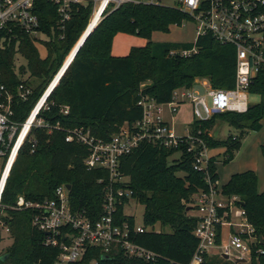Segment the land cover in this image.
I'll list each match as a JSON object with an SVG mask.
<instances>
[{
	"label": "trees",
	"instance_id": "obj_1",
	"mask_svg": "<svg viewBox=\"0 0 264 264\" xmlns=\"http://www.w3.org/2000/svg\"><path fill=\"white\" fill-rule=\"evenodd\" d=\"M93 9V3L72 5L71 19L62 31L58 6L38 0L36 12L44 39L32 40L19 30L14 34L0 31V85L15 94L21 84L32 89L27 101L18 100L14 104L17 122H25L62 68L87 30ZM103 16L49 96L50 108L39 114L51 132L48 128L33 129L6 182L0 209V264L55 262L60 250L46 246V234L33 225L34 211H22L16 205L20 195L32 202L52 199L62 185L71 186L70 201L74 209L87 212L94 222L104 214L105 197L111 187L130 190L132 199L145 207L147 229L134 240L159 256L154 262H146L114 251L109 254L110 260L103 261L102 249L88 247L78 264L92 260L100 264H189L197 249L194 232L198 219L191 213L196 209L195 196L208 190V184L206 174L194 170L192 154L186 149H166L144 142L121 161L120 173L127 183L111 185L107 170L87 169L88 147L68 143L66 137L68 131L83 129L98 140L110 141L125 124L132 125L142 119L143 110L138 105L142 96L168 103L176 89L192 88L200 80H208L215 89L234 88L236 50L221 45L211 36L202 37L193 45L154 43V33L169 34L172 27L181 26L190 18L178 8L130 1L117 9L110 5ZM120 33L144 39L147 44L133 47L127 56L116 57L112 48ZM194 48L197 52L190 56L181 53ZM251 92L260 94L261 100L247 113H224L206 122L193 123L195 131H202L210 150L219 146L227 149L225 164L240 149L245 131L262 129L264 72ZM65 108H69L67 114ZM219 120L240 130L241 137L220 142L210 136ZM262 151L264 156V147ZM176 153L181 154L180 159L171 162ZM216 165L213 158L209 169L213 182L219 181ZM223 192L228 197L242 199L248 220L261 239L254 248L252 264H264V254H255L257 249L264 250V192L259 191L257 174L247 171L233 175L223 186ZM123 202L127 204L130 199L124 198ZM118 217L131 225L135 223V218L125 217V206L118 208ZM157 226L160 231H156ZM166 228L171 232H164ZM4 229L9 230L12 240L5 251L1 247ZM6 255L8 258L3 261ZM205 264L235 263L215 258Z\"/></svg>",
	"mask_w": 264,
	"mask_h": 264
},
{
	"label": "built area",
	"instance_id": "obj_2",
	"mask_svg": "<svg viewBox=\"0 0 264 264\" xmlns=\"http://www.w3.org/2000/svg\"><path fill=\"white\" fill-rule=\"evenodd\" d=\"M37 1L0 0V31L14 34L19 30L32 40L44 39L36 12ZM47 1L58 6L62 31L71 19L72 5L98 2ZM130 1L137 4H160V0H110L104 7L99 22L113 2H118L115 7L117 9ZM175 8L195 21L196 41L211 36L221 45L235 48L234 88L215 89L208 80H200L192 88L176 89L168 103H159L152 97L142 96L138 103L143 110L142 119L132 125L125 124L110 141L98 140L83 129L68 131L66 141L88 147L89 156L85 160L87 169L107 170L111 185L127 183L120 173L121 161L144 142L166 149H186L194 156V170L205 173L208 184V190L195 196L198 225L194 235L198 246L189 264H205L210 258L216 257L235 264H239V260L245 261L242 264H252L254 248L261 239L248 220L242 199L238 196H226L219 181H212L209 169L214 157L202 137V131H195L193 123L206 122L224 113L245 114L252 106L249 95L259 96L261 100V95L252 93L251 89L264 72V0H178ZM72 52L23 123L14 119V104L18 100L27 101L32 95V89L21 84L15 94L0 85V158L6 159L0 177V209L6 182L20 150L32 136L33 129L48 128L51 132V127L39 119V114L50 108L47 100L72 63ZM195 52L196 48L181 53L183 56H190ZM185 104H190L192 108L193 122L184 125L183 132L178 134L174 126L175 118ZM68 111L69 108L64 109L66 114ZM56 129L60 130L59 127ZM36 145L37 142L34 141V149ZM70 191L67 185H62L57 188L52 199L32 202L20 195L17 200V209L34 211L33 225L46 234V246L59 248L60 253L53 264H78L84 259L88 247L102 249L104 256L121 251L128 257L146 262H154L159 258L156 253L134 240L147 231L145 225H137L136 221L131 225L129 221H121L118 217L120 206H125V217H133L128 213L131 202L134 201L130 190H115L111 187L105 197L104 214L96 222L87 212L74 209ZM124 198H129L130 202L124 204ZM6 232L9 230L6 229ZM255 254L262 255L264 250L257 249ZM87 264L100 262L92 260Z\"/></svg>",
	"mask_w": 264,
	"mask_h": 264
},
{
	"label": "rangeland",
	"instance_id": "obj_3",
	"mask_svg": "<svg viewBox=\"0 0 264 264\" xmlns=\"http://www.w3.org/2000/svg\"><path fill=\"white\" fill-rule=\"evenodd\" d=\"M99 1H94L93 14L90 19L92 23L93 17L95 16V8L97 7ZM160 4L166 7H176L178 6V0H160ZM114 7L118 6V2H113ZM104 16L102 17L103 20ZM101 20V21H102ZM100 21V22H101ZM99 22V23H100ZM89 23V25H91ZM98 23V24H99ZM88 25V26H89ZM196 23L194 20L189 18L184 21L181 26H174L171 29L169 34L164 33H154L152 41L154 43H184V44H195L196 42ZM85 33V32H84ZM78 44V43H77ZM42 55L46 54L45 49H41ZM22 63V61H20ZM203 91V89L199 88ZM249 101L251 105H256L260 102V97L256 95H249ZM193 122L192 108L190 104H185L181 107L180 112L176 115L175 118V129L178 134H181L184 129V125L190 124ZM212 136L220 142L228 140L229 137H241L242 133L240 130L231 127L225 121L219 120L214 128L210 131ZM241 146L239 150L233 152V159L229 163H224L225 159L228 157L227 149L222 146L213 152L214 158L217 160V173L219 176V186L223 187L229 182L231 177L238 173H244L247 171H254L258 176L259 191L264 192V156H263V147H264V120L262 121V129L260 131H245V135L241 137ZM181 154L176 153L172 158L171 162L180 159ZM6 159L0 158V177L3 172ZM128 213L133 215L137 225H144V214L145 207L136 203L135 201L131 202V206L128 209ZM191 215L196 216L195 212H192ZM240 218L239 216H236ZM160 227H156V231H160ZM164 232H171L170 228L164 229ZM4 242L1 244L2 250L5 251L6 248L12 244V240L9 238L8 232L3 230ZM217 258V257H216ZM219 260H223L217 258ZM209 261H213V258H210Z\"/></svg>",
	"mask_w": 264,
	"mask_h": 264
},
{
	"label": "crops",
	"instance_id": "obj_4",
	"mask_svg": "<svg viewBox=\"0 0 264 264\" xmlns=\"http://www.w3.org/2000/svg\"><path fill=\"white\" fill-rule=\"evenodd\" d=\"M146 44L147 41L144 39L120 33L114 39L112 54L116 57H124L130 53L133 47H142ZM210 136H212L211 133ZM212 137L214 138V136ZM211 151L213 152V150ZM211 155L213 156V154Z\"/></svg>",
	"mask_w": 264,
	"mask_h": 264
},
{
	"label": "water",
	"instance_id": "obj_5",
	"mask_svg": "<svg viewBox=\"0 0 264 264\" xmlns=\"http://www.w3.org/2000/svg\"><path fill=\"white\" fill-rule=\"evenodd\" d=\"M91 24V23H90ZM97 24H94L93 26L89 25L87 30L85 31V33L83 34V36L81 37V39L79 40L78 44L75 46L73 52H72V56H71V60L76 56V54L78 53L79 49L81 48V46L84 44V42L86 41V39L89 37V35L94 31V29L97 27ZM68 189H71V186L68 185L67 186ZM8 258V255H6L3 258V261H5ZM226 259H228V257H225ZM111 258L109 256H104L102 258L103 261H108ZM239 264L245 263L244 260H239L238 261Z\"/></svg>",
	"mask_w": 264,
	"mask_h": 264
},
{
	"label": "bare ground",
	"instance_id": "obj_6",
	"mask_svg": "<svg viewBox=\"0 0 264 264\" xmlns=\"http://www.w3.org/2000/svg\"><path fill=\"white\" fill-rule=\"evenodd\" d=\"M98 1H99V3H98L97 8L95 10V16L93 17L91 26H93L94 24H97L99 22V20L101 18V13L104 10V7L107 5V3L110 0H98Z\"/></svg>",
	"mask_w": 264,
	"mask_h": 264
}]
</instances>
